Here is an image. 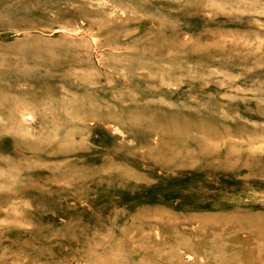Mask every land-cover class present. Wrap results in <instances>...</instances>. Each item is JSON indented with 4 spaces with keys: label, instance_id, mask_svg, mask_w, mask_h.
I'll return each mask as SVG.
<instances>
[{
    "label": "rangeland",
    "instance_id": "rangeland-1",
    "mask_svg": "<svg viewBox=\"0 0 264 264\" xmlns=\"http://www.w3.org/2000/svg\"><path fill=\"white\" fill-rule=\"evenodd\" d=\"M0 264H264V0H0Z\"/></svg>",
    "mask_w": 264,
    "mask_h": 264
},
{
    "label": "bare ground",
    "instance_id": "bare-ground-1",
    "mask_svg": "<svg viewBox=\"0 0 264 264\" xmlns=\"http://www.w3.org/2000/svg\"><path fill=\"white\" fill-rule=\"evenodd\" d=\"M0 106H1V104H0Z\"/></svg>",
    "mask_w": 264,
    "mask_h": 264
}]
</instances>
